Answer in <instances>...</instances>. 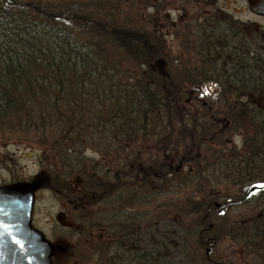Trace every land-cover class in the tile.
Segmentation results:
<instances>
[{
    "label": "trees",
    "instance_id": "obj_1",
    "mask_svg": "<svg viewBox=\"0 0 264 264\" xmlns=\"http://www.w3.org/2000/svg\"><path fill=\"white\" fill-rule=\"evenodd\" d=\"M192 11L177 28L174 52L163 34L125 12L124 2L0 0V142L43 147L47 186L65 199L77 178L83 188L71 196L85 201L89 209L81 213L93 225L101 193L176 177L185 162L198 173L202 164L230 170L225 181L242 189L240 197L254 185L264 195V29L207 4ZM158 58L168 62L166 74L151 67ZM240 131L247 135L236 152L228 139ZM140 140L163 151L183 144L180 166L167 153L162 160L148 157L149 150L142 153L147 159L134 154ZM152 183L146 187L156 198L160 189ZM212 199L200 189L187 197L194 215L181 229L186 244L195 237L203 247L199 229ZM223 210L212 205L206 220ZM261 212L232 238L264 254V203Z\"/></svg>",
    "mask_w": 264,
    "mask_h": 264
},
{
    "label": "rangeland",
    "instance_id": "obj_2",
    "mask_svg": "<svg viewBox=\"0 0 264 264\" xmlns=\"http://www.w3.org/2000/svg\"><path fill=\"white\" fill-rule=\"evenodd\" d=\"M109 1L111 4L119 5H122L124 2L125 12H135L136 18L137 16L141 17L142 24L145 25L146 29L152 30L159 35L164 34L163 37L166 43L173 48L174 52L176 45L179 43L176 35L178 27L173 26L170 23L171 20L177 19L179 15H182L184 20H188L196 12H191L194 6H185L186 4L184 8L181 6V3H185V0H178V5H167V8L161 6L157 8V5L161 4V0L154 5H151L152 0L138 2L133 0ZM209 2H211L210 8L221 9L224 12L233 14L242 21L248 22L255 28L264 29V16L256 14L247 0H209ZM202 4L200 6L203 7L204 4ZM168 7H172V10L169 11ZM178 7L181 10H178ZM157 67L160 69L159 66ZM164 69L166 68L164 67ZM246 135L247 131L232 134L230 139H228V147L231 148L236 145V152H242L243 140ZM152 142L140 140L130 151L134 154H141L143 159L150 157L159 160H162L163 158L160 157H163V154L167 153V156L172 159L173 167L180 166V153L184 150L183 144L163 151L155 149V146H152ZM144 145L148 146V149ZM234 149L232 148V152ZM147 150L150 152L146 158V154L142 153L147 152ZM230 150H224L228 152V160L233 156ZM47 154V151L43 147L34 142L16 138L10 139L8 142H0V185L18 181H31L38 177H47V165H49ZM86 154L99 160L102 157L99 152L92 149H88ZM231 165H233V162ZM188 166V162H185V165L178 167L176 177L168 176V178L156 183L151 180V183L153 182L152 187L160 189L156 193V198L155 193L150 194L149 203L142 204L134 209L142 217L139 223H137V226L140 225L142 227L140 229L141 233L138 234L142 236V245L145 244L152 251L151 264H207L205 246L200 247L195 237L193 238V242L186 244L184 238L185 231L181 230L182 228H186V224L194 215V213L190 214L188 212V209H191L192 206L185 207V205H188L187 197L193 193L197 196L199 189L203 190L204 193L208 192L209 198H213L212 200L222 204L226 202L228 197H232V199H236L234 201H237L230 207L226 206L227 210L225 214H222L223 216L220 215V211L212 212L213 215L210 222L214 223V229L211 235L216 237L217 234H220V238L216 237L217 242L211 249V257L220 264H264V254L256 252L252 246L247 247L246 244L241 242L240 238H238V241L232 238L233 234L240 231L241 222L261 215V205L264 203V195L252 192L248 199L241 200L240 193H242V189L237 185H232L228 181H225V177L231 173L229 169L227 171L228 174L225 171L214 172L210 167L202 164L200 166L201 173H198L193 165ZM236 177L237 179L240 178L239 175ZM70 183L73 188L70 192L66 191V194H69L68 197L77 193L78 190L79 193L83 188L77 178H74ZM151 183L149 186H151ZM139 188L144 189V184ZM133 194L139 196L141 200L144 199V196L138 192L134 191L132 192ZM200 199L202 200L203 197ZM179 202L182 205H179ZM183 205L184 207H182ZM226 207L223 206L221 208L225 210ZM81 209L87 210L89 208L84 205ZM35 211L37 225L47 236L52 237L53 231L58 236H65V233L67 234L71 231L65 228V225L67 226L69 221H72L73 216L67 213L66 203L61 196L56 195L47 185H44L38 193ZM224 216L228 218L227 224L223 222ZM183 217L186 218L184 222L181 219ZM182 223H184V226ZM233 225L235 226V230L230 229V226ZM77 241L78 238L69 243V246L67 242H61V245L67 248L70 247L68 252L81 253L82 244H79ZM161 244L164 246H161ZM62 261L64 260H59V263Z\"/></svg>",
    "mask_w": 264,
    "mask_h": 264
},
{
    "label": "flooded vegetation",
    "instance_id": "obj_3",
    "mask_svg": "<svg viewBox=\"0 0 264 264\" xmlns=\"http://www.w3.org/2000/svg\"><path fill=\"white\" fill-rule=\"evenodd\" d=\"M161 1V4L157 5V8H160V6L167 8V5L171 6L179 4L178 0ZM157 3H159V0L151 1V5ZM202 3L204 5H210L211 2H209V0H185V3H181V6L184 8V5L186 4L185 6H194V8H198ZM172 7H168V10H172ZM178 10H181V8L178 7ZM170 23L173 26L178 27L180 25H184L185 20L183 19L182 15H179L177 19L171 20ZM167 65L168 62L166 61L164 67L166 68ZM137 175L139 174H137L135 171L131 172V179L133 178L135 180ZM42 179L43 186L35 192L32 226L44 232L37 225L35 211L38 193L44 187V185H47L46 183L48 177L45 176V178ZM141 182H143L145 185L144 189L137 186H133L132 189L116 187L108 194L104 192L101 193L96 209L97 222L95 225L91 224L88 219L85 218L86 215L84 213H81V208H83L84 205L87 206L84 200L81 201V204H77L72 196L64 199L62 194H57L55 192L56 195H60L63 201H65L66 209L68 211L67 213H69V215L71 214L73 219L71 222L69 221L67 226L65 225V228L71 230L67 234L65 233V236H58L55 231H53L52 237H49L44 232L46 238L56 245V251L52 256V262L54 264H151L152 251H150V249H148L145 244L142 245V236L138 234L141 233L140 229L142 227L140 225L137 226V223H139V220L142 217L139 216L136 211H134L136 207L141 206L142 204H147L150 200L151 190L146 186L150 185L151 180L148 178V180ZM52 191H54V189H52ZM74 191L76 192V190ZM134 191L144 196V199L141 200L139 196H135L134 194L132 195V192ZM251 193L252 192L249 193V190H247L246 194L241 198V200L248 199ZM231 202L233 201H226L221 207ZM212 205L217 208L215 200H210L208 202V213L203 218L202 225L199 229V237L202 245L206 248L205 254L207 264H220L217 263L216 260L210 255L211 249L217 242L216 237L211 235V232L214 229V223L206 220L210 215V208ZM221 207L219 209H221ZM223 213H225L224 210ZM77 238V242L82 244L81 253L68 252L70 247L67 248L61 245V242H67L69 246V243L73 242ZM59 246L63 247L64 250L59 249ZM59 260L64 261L59 263Z\"/></svg>",
    "mask_w": 264,
    "mask_h": 264
},
{
    "label": "water",
    "instance_id": "obj_4",
    "mask_svg": "<svg viewBox=\"0 0 264 264\" xmlns=\"http://www.w3.org/2000/svg\"><path fill=\"white\" fill-rule=\"evenodd\" d=\"M247 1L256 14L264 16V0ZM165 64L162 58L155 62L162 73ZM42 186L40 177L0 185V264H54L56 245L32 226L35 192ZM258 188L254 185L249 193ZM216 205L222 206L219 202Z\"/></svg>",
    "mask_w": 264,
    "mask_h": 264
}]
</instances>
